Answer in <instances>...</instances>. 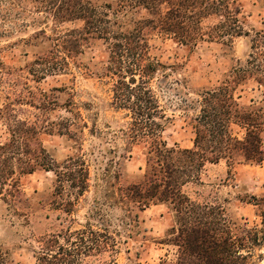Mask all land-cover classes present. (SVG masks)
Returning a JSON list of instances; mask_svg holds the SVG:
<instances>
[{"label": "rangeland", "instance_id": "1", "mask_svg": "<svg viewBox=\"0 0 264 264\" xmlns=\"http://www.w3.org/2000/svg\"><path fill=\"white\" fill-rule=\"evenodd\" d=\"M93 1L100 5L113 0ZM233 2L229 0L232 10ZM235 2L241 5L244 33L233 42L206 38L196 46H184L164 34L150 37L151 56L171 68L169 85L158 94L166 116L163 137L169 147L193 146L197 112H185L184 107H191L189 100L197 99L199 90L218 87L233 66L248 67L252 62L264 70V48H255L254 43L257 33L264 31V0ZM39 10L44 8L36 0H0V109L23 100L24 104L14 107L22 120L40 125L55 122L58 128L73 124L69 136L81 138V158L90 176L82 196L67 183L60 190L55 174L42 170L22 179L23 191L15 198L0 195V264H38L37 257L45 251L44 239L66 236L68 229L74 232L89 225L107 228L116 242L114 253L88 258L89 264L176 262L178 226L173 206L152 202L142 211L139 199L123 196L128 187L146 182L149 149L143 144L128 148L124 133L130 121L128 112L112 104L116 78L95 74L105 73L106 45L98 40L88 42L79 57L83 66L68 59L63 67L54 51L56 38L83 23H56ZM220 20H203V31ZM42 32L50 40L39 35ZM53 67L54 72L46 71ZM184 85L189 87V98L176 94ZM236 97L243 106L264 107V86L250 80L239 87ZM84 124L87 127L80 133L78 128ZM7 138V128L0 122V142ZM41 141L58 163L75 154L73 141L56 131L42 135ZM242 165L226 171L208 166L200 181L194 180L183 191L194 202L221 208L232 235L244 247L242 254L251 264H264V161Z\"/></svg>", "mask_w": 264, "mask_h": 264}, {"label": "trees", "instance_id": "2", "mask_svg": "<svg viewBox=\"0 0 264 264\" xmlns=\"http://www.w3.org/2000/svg\"><path fill=\"white\" fill-rule=\"evenodd\" d=\"M233 1L234 10L229 0H113L100 5L93 0H36L44 8L39 13H47L56 23H83L56 38L58 48L54 47V51L63 67L71 59L81 68L79 57L92 40L102 41L107 47L105 73L95 74L99 78H116L112 104L128 112L130 121L124 132L128 148L143 144L149 149L146 182L128 187L123 196L139 199L142 211L154 202L172 205L177 213L179 257L174 263L163 264H251L249 257L242 254L244 247L232 235L223 210L194 202L183 187L200 181L208 163L224 160L229 169L244 163H263L264 107L243 106L236 97L239 87L250 80L264 86L263 66L252 62L248 67L233 66L218 87L203 88L197 99L189 100L191 107L186 105L184 111L197 112L193 118L194 146L181 149L169 147L163 137L166 116L158 94L169 85L171 68L150 53V37L155 34L169 36L184 46H196L206 38L212 42L228 38L233 42V38L243 36L241 5ZM210 17L221 20L204 32L202 22ZM39 35L50 40L44 32ZM254 43L255 48H264V31L257 33ZM46 71L54 72L55 67ZM188 88L184 85L176 94L189 98ZM16 104L24 103L17 100L0 109V122L8 133V138L0 142V195L15 198L23 191L22 179L42 170L55 174L60 190L67 183L82 196L90 175L81 158V138L69 136L74 125L58 128L55 122L40 125L22 120L15 114ZM86 127L84 124L78 128L80 133ZM55 131L68 136L76 149L63 163H58L41 141L42 135ZM42 243L45 251L37 257L38 264H89L88 258L114 253L116 249L107 228L90 225L74 232L68 229L66 236L52 235Z\"/></svg>", "mask_w": 264, "mask_h": 264}, {"label": "crops", "instance_id": "3", "mask_svg": "<svg viewBox=\"0 0 264 264\" xmlns=\"http://www.w3.org/2000/svg\"><path fill=\"white\" fill-rule=\"evenodd\" d=\"M193 146H194V142H193ZM193 146L185 148V149H191V148H193ZM208 166L212 167L211 169H219V171H226L228 169V166L224 161L223 162L221 161L218 164L208 163V164H206L205 168ZM243 166L244 165H239V167H243Z\"/></svg>", "mask_w": 264, "mask_h": 264}]
</instances>
